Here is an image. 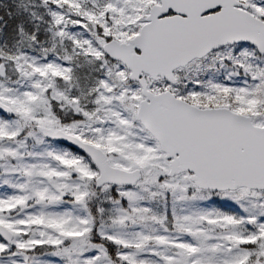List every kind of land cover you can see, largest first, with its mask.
Returning a JSON list of instances; mask_svg holds the SVG:
<instances>
[{
	"label": "snow or ice",
	"instance_id": "snow-or-ice-1",
	"mask_svg": "<svg viewBox=\"0 0 264 264\" xmlns=\"http://www.w3.org/2000/svg\"><path fill=\"white\" fill-rule=\"evenodd\" d=\"M0 264H264V0H0Z\"/></svg>",
	"mask_w": 264,
	"mask_h": 264
}]
</instances>
